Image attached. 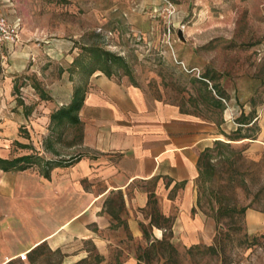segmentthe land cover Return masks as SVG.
<instances>
[{
    "label": "rangeland",
    "instance_id": "374dc122",
    "mask_svg": "<svg viewBox=\"0 0 264 264\" xmlns=\"http://www.w3.org/2000/svg\"><path fill=\"white\" fill-rule=\"evenodd\" d=\"M155 1L14 0L21 47L31 55L11 70L4 50L0 54V157L81 155L79 127L53 129L48 112L26 111L32 105L25 107V98L86 88L91 69H109L237 140L213 144L194 184L195 212L205 218L208 239L186 243L182 234L175 237L171 220L157 218L156 226L165 228L161 239L149 227L140 238L120 229L106 233L103 256L90 241L63 251H81L85 258L75 264H264V223L253 227L250 217L264 219V0ZM101 52L112 56L107 66L93 57ZM40 172L38 164L25 172L0 171V227L21 192L37 188ZM159 212L153 204L143 215ZM63 256L43 248L32 264H61Z\"/></svg>",
    "mask_w": 264,
    "mask_h": 264
},
{
    "label": "crops",
    "instance_id": "0c3cea01",
    "mask_svg": "<svg viewBox=\"0 0 264 264\" xmlns=\"http://www.w3.org/2000/svg\"><path fill=\"white\" fill-rule=\"evenodd\" d=\"M135 1L139 5L156 2ZM0 14L22 25L14 0H0ZM20 33L17 43H6L2 49L11 70L22 67L31 55V50L21 47ZM83 88L79 124L69 126L80 129L81 155L67 156L64 160L78 159L67 167L52 168L49 178L43 176L45 161L39 157L41 182L33 190L22 191L20 200L5 211L8 218L0 227V264H32L43 248L62 253L61 264H75L85 258L81 251L63 250L77 240L90 241L103 256L110 231L126 229L131 237L140 238L149 227L161 239L165 228L156 226L157 218L171 220L175 237L182 234L186 243L208 239L205 218L195 212L194 184L201 175L205 152L217 142L232 144L229 134L124 78L93 72ZM65 89L67 94H49L47 99L29 95L24 106H32L26 111L48 112L45 119L50 121L51 114L71 103L74 89ZM32 99H36L35 109ZM238 140L248 142L247 137ZM153 204L159 206L160 216L143 215ZM250 217L253 227L264 223L260 214Z\"/></svg>",
    "mask_w": 264,
    "mask_h": 264
},
{
    "label": "trees",
    "instance_id": "16d2710c",
    "mask_svg": "<svg viewBox=\"0 0 264 264\" xmlns=\"http://www.w3.org/2000/svg\"><path fill=\"white\" fill-rule=\"evenodd\" d=\"M96 62H102L104 66L108 65V62L110 61V58L112 57L108 52H101V53H95L94 56ZM95 71H100L104 73L107 76H111V71L109 69L103 70L101 68L91 69L90 74H92ZM35 89H38L35 87ZM214 89V88H213ZM40 92V91H39ZM85 90L81 86H77L74 89L73 96L71 103L64 107L60 108L50 116L51 126L53 128H60L64 126H77L79 124L77 119V112L79 108L82 105L83 97H84ZM41 99H47V96H45L42 92L40 94ZM220 97V96H219ZM216 103L220 104L219 101H215ZM221 105V104H220ZM243 124V123H241ZM240 138H246L239 136ZM237 139V138H235ZM235 139H229L234 141ZM217 144H220L217 142ZM207 152H205L203 160L206 158ZM78 158H71L68 160H49L44 162V170H43V176L45 178H49V171L54 167H67L72 162L77 160ZM42 160L35 154H29L20 156L13 159H4L0 157V170L3 172H18V171H24L27 168L31 167L35 164H41Z\"/></svg>",
    "mask_w": 264,
    "mask_h": 264
},
{
    "label": "built area",
    "instance_id": "2783aa9c",
    "mask_svg": "<svg viewBox=\"0 0 264 264\" xmlns=\"http://www.w3.org/2000/svg\"><path fill=\"white\" fill-rule=\"evenodd\" d=\"M166 3L167 12L173 16L175 13L172 4ZM20 22L10 23L0 14V54L6 43H17L19 40Z\"/></svg>",
    "mask_w": 264,
    "mask_h": 264
},
{
    "label": "water",
    "instance_id": "95a60500",
    "mask_svg": "<svg viewBox=\"0 0 264 264\" xmlns=\"http://www.w3.org/2000/svg\"><path fill=\"white\" fill-rule=\"evenodd\" d=\"M178 38H179L180 40H183V37H182V34H181V31H180V30L178 31Z\"/></svg>",
    "mask_w": 264,
    "mask_h": 264
}]
</instances>
